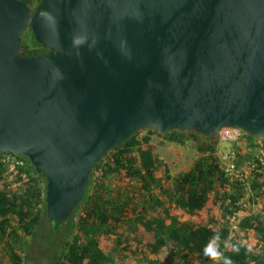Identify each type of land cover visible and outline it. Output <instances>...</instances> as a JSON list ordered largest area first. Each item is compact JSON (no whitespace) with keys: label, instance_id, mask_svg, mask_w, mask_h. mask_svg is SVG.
<instances>
[{"label":"water","instance_id":"95a60500","mask_svg":"<svg viewBox=\"0 0 264 264\" xmlns=\"http://www.w3.org/2000/svg\"><path fill=\"white\" fill-rule=\"evenodd\" d=\"M224 127L264 137V0H0V153L45 176L49 220L140 131Z\"/></svg>","mask_w":264,"mask_h":264},{"label":"trees","instance_id":"16d2710c","mask_svg":"<svg viewBox=\"0 0 264 264\" xmlns=\"http://www.w3.org/2000/svg\"><path fill=\"white\" fill-rule=\"evenodd\" d=\"M22 1L31 4V0ZM41 49L29 29L21 37L20 53ZM154 133L181 145L200 139L196 145L199 157L189 169L171 176L151 144ZM243 134L246 151L232 145L238 172L251 161L258 163L256 136ZM217 144L215 135L140 131L106 153L89 176L72 213L59 223L47 218L46 181L40 170L25 155L0 153V264L2 260L5 264H28L27 238L40 233L43 221L52 222V235L61 226L66 228L51 264H115L101 246L103 239L112 237L118 238V257L124 261L192 264L197 260L213 264L203 249L217 232L221 235L220 250L233 264H257L264 257V215L253 207L264 200V168L248 169L241 179L230 176L217 156ZM8 156L11 161L4 162L3 157ZM159 167L162 176L157 174ZM114 181L119 186H114ZM11 183L20 184V190H11ZM209 201L219 213L207 208V223L179 218L178 211L183 216H196ZM233 225L252 234L255 243H232ZM233 245H240L238 253L232 251ZM160 251H167V255L161 258Z\"/></svg>","mask_w":264,"mask_h":264},{"label":"rangeland","instance_id":"374dc122","mask_svg":"<svg viewBox=\"0 0 264 264\" xmlns=\"http://www.w3.org/2000/svg\"><path fill=\"white\" fill-rule=\"evenodd\" d=\"M144 133H142L143 135ZM199 140H193L189 139L185 145L177 144L170 142L169 140L164 139L163 137L157 135V134H152L151 136V144L155 147V153L159 156L161 159V162L165 163L168 166L169 174L171 176H175L180 172L186 171L189 169L190 166L193 165L194 161L199 157V153L197 152L196 145ZM233 143L232 142H223V143H218L217 144V155L227 151L232 148ZM244 151H246V148H244ZM247 170V167H241L240 170L242 169ZM157 174L159 176H162L163 174V169L161 167L158 168ZM248 173L245 172V175ZM171 182L168 181L167 185H170ZM117 185L114 181V186ZM119 186V185H117ZM121 186V185H120ZM135 187V184L131 185ZM2 185L0 184V188ZM21 186L20 184H10V189L11 190H20ZM264 206V200L259 202L257 205L253 207L254 210L257 211H262L264 215V209H262ZM207 208H212L214 211H216V214L219 213V209L217 207L213 206L211 201H209L206 205V209L203 211H200L196 216L194 217H188V216H183L181 212L178 211V216L181 220H190L192 223H207L208 220V212ZM247 213V212H246ZM53 228V226H51ZM50 228V224L46 221H43L42 226H41V231L40 234L46 235L47 234V229H52ZM233 230L230 234V239L233 242H245L248 245H253L255 241H253V235L250 233H243L239 228L236 227V225H233ZM42 232V233H41ZM66 233V228H63V231L61 233H56L55 235H52L54 238H61L62 234ZM117 237H112V238H106L103 239L101 246L103 250L112 258L115 260V264H143L140 261L133 260L132 261H127V260H121L118 257V248L119 245L117 244ZM167 255V251H160L159 256L161 258H164ZM2 254L0 255V257ZM134 257V256H133ZM45 262L44 264H46ZM1 264H5V260L1 261ZM192 264H205L202 262H199L197 260L192 261Z\"/></svg>","mask_w":264,"mask_h":264},{"label":"built area","instance_id":"2783aa9c","mask_svg":"<svg viewBox=\"0 0 264 264\" xmlns=\"http://www.w3.org/2000/svg\"><path fill=\"white\" fill-rule=\"evenodd\" d=\"M244 134L242 131L239 129H234V128H229V127H224L222 128L217 134H215V138L218 143H223V142H232L233 144L239 146L242 148V150L245 147L244 145ZM254 143L256 144V147L258 149V155H256L258 163L250 162L248 164V169L250 170H260L261 168H264V137H256L254 139ZM222 167L224 170L230 175V176H236L237 178L241 179L243 178L246 170L244 169L243 172H238L237 170V154L235 149L231 148L227 151H224L220 154L217 155ZM4 162H9L11 161L10 157H3L2 159Z\"/></svg>","mask_w":264,"mask_h":264},{"label":"flooded vegetation","instance_id":"af4514ba","mask_svg":"<svg viewBox=\"0 0 264 264\" xmlns=\"http://www.w3.org/2000/svg\"><path fill=\"white\" fill-rule=\"evenodd\" d=\"M40 2L41 0H31V4L28 2L25 3H28L31 6L32 10L35 11L38 5L40 4ZM46 50L47 49L43 47V49L39 50L36 53L44 52ZM36 53L25 54V55H32ZM48 223L50 224V228H52L51 227L52 222H48ZM63 228L64 225L63 227L61 226L58 230H56V233H61L63 231ZM50 230L47 229L46 235L38 233L36 236L32 238H27L28 243L26 246L27 250L25 253L27 254L28 264H44L45 262H47L46 264H51L53 253L57 251L59 248H61L62 244L60 243V241L62 240L61 239L62 237L54 238L53 236H51L49 232Z\"/></svg>","mask_w":264,"mask_h":264},{"label":"clouds","instance_id":"9594fccd","mask_svg":"<svg viewBox=\"0 0 264 264\" xmlns=\"http://www.w3.org/2000/svg\"><path fill=\"white\" fill-rule=\"evenodd\" d=\"M220 240L221 235L217 232L203 249V255L205 258L212 260L213 264H233L231 257L225 256L220 250ZM232 251L238 253L240 245H233Z\"/></svg>","mask_w":264,"mask_h":264}]
</instances>
